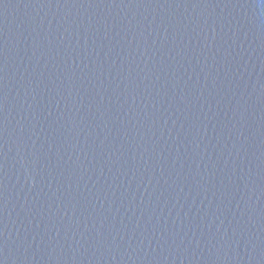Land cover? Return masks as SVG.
Returning <instances> with one entry per match:
<instances>
[{
	"label": "water",
	"instance_id": "water-1",
	"mask_svg": "<svg viewBox=\"0 0 264 264\" xmlns=\"http://www.w3.org/2000/svg\"><path fill=\"white\" fill-rule=\"evenodd\" d=\"M0 264H264V0H0Z\"/></svg>",
	"mask_w": 264,
	"mask_h": 264
}]
</instances>
